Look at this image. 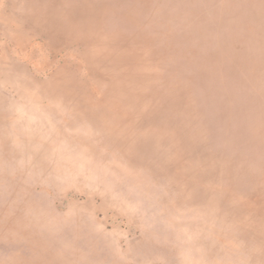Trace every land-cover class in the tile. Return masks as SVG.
I'll use <instances>...</instances> for the list:
<instances>
[{
	"label": "rangeland",
	"instance_id": "1",
	"mask_svg": "<svg viewBox=\"0 0 264 264\" xmlns=\"http://www.w3.org/2000/svg\"><path fill=\"white\" fill-rule=\"evenodd\" d=\"M6 109L0 264H264V0H0Z\"/></svg>",
	"mask_w": 264,
	"mask_h": 264
},
{
	"label": "crops",
	"instance_id": "2",
	"mask_svg": "<svg viewBox=\"0 0 264 264\" xmlns=\"http://www.w3.org/2000/svg\"><path fill=\"white\" fill-rule=\"evenodd\" d=\"M13 112L14 110L10 109L0 112V171L6 173L5 179L7 180L13 178L14 172H24L26 168L23 162H19L22 160L26 145L24 122L21 121L18 113L14 114ZM19 156L21 160H19ZM6 158L10 162L4 161ZM27 170L31 171L32 169Z\"/></svg>",
	"mask_w": 264,
	"mask_h": 264
}]
</instances>
